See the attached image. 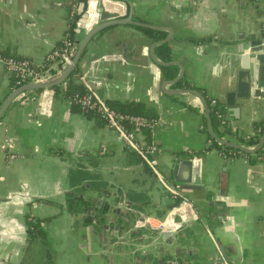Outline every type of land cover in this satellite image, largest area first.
I'll return each mask as SVG.
<instances>
[{"label": "crops", "instance_id": "0c3cea01", "mask_svg": "<svg viewBox=\"0 0 264 264\" xmlns=\"http://www.w3.org/2000/svg\"><path fill=\"white\" fill-rule=\"evenodd\" d=\"M116 1L124 3V17L129 12L132 21L159 30L101 31L69 80L105 103H136L142 117L157 121L141 136L158 148L160 179L103 123L71 111L51 90L18 96L0 117V264H140L139 255L154 259L159 248L169 252L162 264H264V145L261 156L222 159L208 147L199 101L183 92L225 108L229 130L219 139L253 145L243 137L263 127L264 96L236 101L242 106L232 117L224 95L238 65L231 64L236 46L264 31V0ZM79 2L0 0V54L40 68L69 31L68 15ZM85 33L74 30L73 42ZM161 45L164 54L156 51ZM150 52L174 64L152 67ZM177 65L182 74L173 82ZM11 82L0 67V105ZM161 181L177 184L190 205L171 217L172 233L146 225L163 220L177 203ZM27 217L43 220L42 236L28 238Z\"/></svg>", "mask_w": 264, "mask_h": 264}, {"label": "built area", "instance_id": "2783aa9c", "mask_svg": "<svg viewBox=\"0 0 264 264\" xmlns=\"http://www.w3.org/2000/svg\"><path fill=\"white\" fill-rule=\"evenodd\" d=\"M97 3L98 0H80L77 7L75 6L71 9L70 14L68 15L69 19H72L74 13L86 16V19L82 24L75 21L72 32L78 28L88 31L97 23ZM59 44L61 46L60 48L56 47L45 55L40 68L33 67L27 60L17 59L11 56H3L1 54L0 67H2L15 81L16 88L24 84L49 81L68 63L70 59L71 51L75 46L72 39V33L70 34L69 31H66L59 41ZM49 70L54 71V74H50L48 72ZM83 89L85 90V93L76 98L74 103L83 111L97 113L104 126L116 136L122 147L130 153H133L139 159L140 163L150 171V173L159 178V172L155 160L158 148L151 140H144L141 136L144 132L151 133L156 126L157 121L153 118L119 113L108 107L106 103L88 87H83ZM34 99L35 97H30V100L32 101ZM207 106L213 110V114L219 122V127L222 128L228 123V113L225 108L217 102V100L209 99ZM200 111L202 112V109ZM260 137L262 138V144L264 145V127H256L250 135L244 136L243 139L246 141H254L255 143ZM253 145H241V147L250 150L253 148ZM220 156L222 159H226L225 155ZM259 158L261 157L258 156V159ZM161 183L163 188L174 200H176L177 203L163 220L155 221L154 225L149 221L145 222L149 230L174 232L177 226L175 222L172 221L171 217L184 210L189 211L188 207L190 205L180 194L179 186L177 184L170 185L162 181Z\"/></svg>", "mask_w": 264, "mask_h": 264}, {"label": "water", "instance_id": "95a60500", "mask_svg": "<svg viewBox=\"0 0 264 264\" xmlns=\"http://www.w3.org/2000/svg\"><path fill=\"white\" fill-rule=\"evenodd\" d=\"M124 3L121 1L116 0H98L97 3V10H98V20L97 23L86 31L85 35L82 37L80 41L75 42V46L71 51V56L68 63L60 69L58 73H56L51 80L41 82V83H29L21 85L11 91V93L6 97L3 103L0 105V117L4 114L7 108L11 105V103L20 95L24 93L36 92V91H47L51 90L53 87L63 84L72 74L74 71L86 44L93 38L95 35L100 33L101 31L108 29L110 27L116 26H133L143 29H150V30H159V28L150 26L144 23H139L131 20L130 13L128 12L127 15L124 17V12L122 11V7ZM86 19L85 15L81 16V24L84 23ZM168 38L154 43L155 45L164 44ZM234 55L231 57V64L237 63V69L234 72V81L231 82L232 88H230L224 95L225 97V105L231 111L232 117H235L237 110L242 105L240 103L236 104V101H244L248 100L250 97L252 98H262L264 96V31H260L257 34H252L248 36V44H239L236 46L234 50ZM150 57L153 62L152 67L174 64V63H161L158 62L154 57L153 54L150 52ZM176 65V64H175ZM180 69V75L178 78L173 80L176 82L181 74L182 69L179 65H177ZM233 73V69H232ZM184 93L191 95L192 99L194 98L199 101V104L202 109V113L205 115L206 119V131L208 136L219 146L225 147L228 149L236 150L241 153L245 154H253L257 152L261 145H262V138L259 142L252 148V149H245L239 145L231 144L226 141H223L216 137L210 128L209 118H208V110L206 101L204 98L195 91H183ZM179 163L178 160L174 161V164L177 165ZM186 163V162H185ZM187 164V163H186ZM188 165V164H187ZM175 168V166H174ZM223 173V171H222ZM225 176L223 174L222 179ZM182 184H186L187 181L178 180ZM184 187V186H183ZM182 187V188H183ZM104 211L107 213L108 206L105 204ZM105 220H109V217L105 215ZM90 223L87 224L86 231L88 232V226ZM87 235V240L88 234ZM172 233V232H171ZM160 255H156L154 259L149 258L146 259L148 253L143 256L139 255V263L140 264H162L163 260H169V252L162 251L159 248ZM164 252V256L162 255ZM168 264V263H167Z\"/></svg>", "mask_w": 264, "mask_h": 264}, {"label": "trees", "instance_id": "16d2710c", "mask_svg": "<svg viewBox=\"0 0 264 264\" xmlns=\"http://www.w3.org/2000/svg\"><path fill=\"white\" fill-rule=\"evenodd\" d=\"M80 18V14H73L72 19H70L69 23H67L68 25V29H69V33H72V29L73 26L75 25V21H78V19ZM147 34H151L153 33L150 30H145V29H141V28H137ZM56 47L60 48V44H58ZM156 51L160 54H164L165 51V45H161L156 47ZM163 72L165 73H169V71H172L171 67H164L162 68ZM50 74H54V71L49 70L48 71ZM12 82H11V89L16 88L15 85V81L11 78ZM52 93H53V97H58L60 99L66 100L67 103L70 106L71 111L73 112H80L83 115H85L87 118H93V120L98 121L100 124L103 123L102 120L99 118V116L97 115V113H93L91 111H83L79 108V106L77 104L74 103V100L78 97H80L81 95H83L85 93V90L77 85H72L70 83L69 78L61 85H58L56 87H53L51 89ZM31 94V93H29ZM208 101H206L207 103ZM208 104V103H207ZM106 105L110 108H112L113 110L122 113V114H130V115H138V116H147L145 114V112L143 111L142 107L136 103H112V102H106ZM207 110H208V118H209V123H210V128L212 133H214L216 135V137L221 138L223 135H225L228 132V125L225 124L220 132L216 131V128L219 126V122L217 121V119L215 118L214 114H213V110L207 106ZM262 127V126H261ZM264 127V125H263ZM206 139L207 142L209 143L208 147L209 148H214L217 149L220 153V155H225L226 157V161H229L237 156H245V157H249V155L245 154V153H241L239 151L236 150H232V149H228L225 147H221L219 145H217L207 134H206ZM254 141H249L248 144H253ZM133 154V153H132ZM134 155V154H133ZM255 155H262L260 151H257ZM43 220L35 218V217H27L26 219V230H27V235L28 238H35V237H40L42 236V230L40 229V223Z\"/></svg>", "mask_w": 264, "mask_h": 264}]
</instances>
